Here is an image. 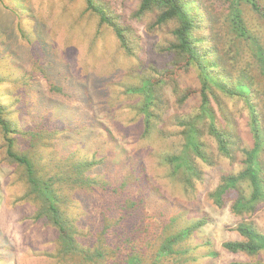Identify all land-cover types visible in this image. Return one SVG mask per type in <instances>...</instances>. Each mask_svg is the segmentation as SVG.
I'll use <instances>...</instances> for the list:
<instances>
[{"label": "rangeland", "instance_id": "1", "mask_svg": "<svg viewBox=\"0 0 264 264\" xmlns=\"http://www.w3.org/2000/svg\"><path fill=\"white\" fill-rule=\"evenodd\" d=\"M94 1L126 28L132 53L87 9L85 0H0V101L19 129L15 148L32 159L42 177L63 175L65 162L77 158L93 161L88 175L98 183L75 186L65 180L59 195L84 248L112 251L105 264H122L127 238L138 248L142 264L264 262V251L247 256L222 247L224 241L240 238L234 228L242 220L264 234V200L253 210H231L239 193L249 197L246 180L236 190L229 188L220 206L209 195L223 177L244 167L237 148L252 146L245 101L215 86L207 90L217 126L225 139L238 143L233 156H227L207 122L200 121L207 160L190 154L200 176L186 183L181 169H168L162 162L164 155L181 150L183 130L176 121L192 119L201 98L196 69L187 65L179 72L184 59L164 49L173 40L176 21L156 25V11L137 17L140 0ZM195 1L205 28H195L193 35L203 38L201 47L214 51L230 79L246 67L264 133V75L255 46L230 29L226 0ZM256 3L264 11V0ZM242 9L249 34L264 48V17L249 3H242ZM152 67L167 72L157 75L163 82L157 92L161 103L145 134L137 110L141 98L127 88L136 84L139 73H152ZM2 135L0 131V264H82V256H59L58 230L44 216L40 191L27 180L25 167L6 156ZM202 217L208 223L180 242L184 253L155 259L165 235ZM205 238L212 241L211 248L199 245ZM210 250L216 255H208Z\"/></svg>", "mask_w": 264, "mask_h": 264}, {"label": "trees", "instance_id": "2", "mask_svg": "<svg viewBox=\"0 0 264 264\" xmlns=\"http://www.w3.org/2000/svg\"><path fill=\"white\" fill-rule=\"evenodd\" d=\"M229 4L228 23L230 29L243 39H250L255 46V55L260 64L261 73L264 75V48L255 40H253L245 25L243 18L242 3H249L253 8H256L261 16L264 17V11L259 8L256 0H226ZM87 9L96 13L99 16L100 23L109 25L118 38L121 47L132 53L131 46L128 45L126 38V28H123L110 15L103 5L96 3L94 0H85ZM199 5L195 0H140L139 5L135 11L137 17L151 11H156L155 24L161 25L164 23L176 21V26L172 30L173 40L164 48L166 52L172 53L184 59L185 64L181 66L179 72L186 70L187 65L193 66L196 69L198 82L200 84V105L198 112L191 119L180 120L176 122L182 126L183 145L180 151L175 153H168L163 156L162 162L169 166L168 169L183 171L184 181L190 183L192 178L198 179L200 171L195 164L190 161V154L202 161L207 160L204 151V143L200 140V129L198 123L206 121L208 131L216 139L218 148L227 156L232 157L234 145L238 141L236 139H225L226 133L221 131L217 126V116L214 108L210 102L207 92L211 90L212 86L218 88L226 96H239L245 101L248 110V130L252 138L251 147H239L237 150L243 156V169L236 175H229L223 177L220 184L209 192L210 197L216 205L223 203L222 196L229 189L236 190V186L240 181L246 180L251 185L250 195L243 196L239 193L233 203L231 210L235 213H241L248 210H253L255 203L264 200V162L261 159V153L264 151V133L262 128V120L256 109V105L251 100V95L255 93V88L250 81L246 67L240 69L236 77L229 78V72L223 73L219 68V60L214 57V51L208 46L201 47L203 42L202 37H195L193 30L195 28H205L202 24V19L199 16L197 9ZM199 10V9H198ZM196 12V13H195ZM14 13H19L14 10ZM196 14L199 19H196ZM201 14V13H200ZM25 16V13H24ZM152 73L141 72L138 75L136 84L127 88L131 93L138 95L141 98L137 110L142 115L144 129L143 133L147 134L150 128L151 120L157 115L154 110L161 103L157 92L161 90L163 82L157 79L158 74H163L167 70H158L155 67L151 68ZM56 90H61L56 87ZM208 90V91H207ZM219 104V103H218ZM5 105L0 101V131L5 142L6 156L13 162H16L25 167L26 178L29 182L37 187L40 191L39 197L41 203L44 204L42 211L44 216L49 218L58 230L57 242L59 244V256H82V264H105L103 261L107 259L109 250L93 248H84L83 242L77 236L75 228V221L63 209V200L59 195L62 183L66 180L75 186H83L90 184H97L98 181L89 177L90 168L94 164L92 160L77 158L63 165L64 174L57 176L58 173L49 174L45 177L39 176V170L33 166V161L25 153L19 152L15 146L17 142V134L19 129L17 125L7 118ZM233 122V121H232ZM234 123V122H233ZM148 136V135H146ZM229 145H232L229 149ZM53 172V169L51 170ZM49 171V172H51ZM239 191L237 190V193ZM42 215L41 209L36 218ZM123 217H119L114 226L120 222ZM207 218L202 217L194 223L181 227L174 233H169L161 239L156 247L155 259L166 258L175 255L179 252H185L180 248V242L190 235L196 229L208 223ZM108 228V227H104ZM234 230L239 235L236 241H224L222 247L231 252H242L247 256H256L264 251V234L257 230L251 223L247 221H240L236 224ZM130 242V244H128ZM127 244V254L123 257L122 264H142V260L138 253V248L135 247L131 240H125ZM199 245H206L212 247V241L205 238ZM112 248H115L113 246ZM116 249L120 250L119 245ZM104 251H109L104 253ZM210 256H215L216 251L210 250L207 253ZM118 255V253H117ZM121 259V256H118ZM154 263V262H153ZM116 264V263H114ZM229 264H264L262 260L250 261H235Z\"/></svg>", "mask_w": 264, "mask_h": 264}]
</instances>
